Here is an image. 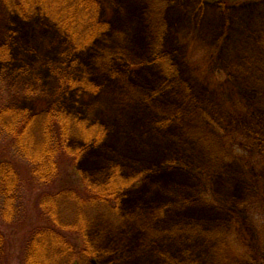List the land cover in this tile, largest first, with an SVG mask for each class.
<instances>
[{"label": "rangeland", "instance_id": "obj_1", "mask_svg": "<svg viewBox=\"0 0 264 264\" xmlns=\"http://www.w3.org/2000/svg\"><path fill=\"white\" fill-rule=\"evenodd\" d=\"M100 2L96 15L111 28L96 47L123 52L111 67L119 73L72 54L47 21L23 20L0 2V47L12 54L0 63V107L52 103L68 72L88 70L101 85L99 95L69 91L58 102L109 131L75 168L94 182L117 165L144 179L123 217L93 224L89 234L106 252L100 264H264V0ZM0 161L18 176L14 212H3L0 191V243L6 264H22L43 225L36 199L45 188L7 134ZM62 176L81 183L77 171Z\"/></svg>", "mask_w": 264, "mask_h": 264}, {"label": "trees", "instance_id": "obj_2", "mask_svg": "<svg viewBox=\"0 0 264 264\" xmlns=\"http://www.w3.org/2000/svg\"><path fill=\"white\" fill-rule=\"evenodd\" d=\"M0 2L10 13L23 20L40 18L47 21L65 39L72 54L87 53L91 56L90 60L94 59L92 63L104 65L101 68L111 73H119L111 67L123 61V52L112 48L106 52L101 48L98 51L96 47L100 40L110 39L107 30L111 28L109 23H102L96 15L102 7L100 0ZM221 49L219 47L214 54L218 56ZM161 50L159 48L156 56L147 63L156 62L160 52H163ZM169 58L172 59V56ZM9 60H12L11 49L3 44L0 47V63ZM127 67L133 70L141 66L128 63ZM69 73L60 76L58 98L56 95L52 103H47L51 97L44 96L45 102L42 101L41 107L34 112L15 105L0 107V138L3 134L11 137L17 151L34 166L33 174L45 188L36 199L38 216L43 225L31 231L26 250L20 257L22 264H100L99 259L106 252L89 234L93 224L99 218L115 223L123 217L122 206L126 196L144 179V174L126 175L117 165L102 181L94 182L75 168L88 147L105 143L109 131L101 122L92 123L59 106L62 95L69 91L91 95H99L102 91L101 85L92 80L88 70L75 73L77 77ZM26 92L34 94L30 90ZM189 103L186 101L184 105ZM204 117L208 123L212 121L207 114ZM77 141H81L83 146H76ZM66 170L77 171L81 183L65 180L62 174ZM17 186L18 176L14 166L0 161V191L5 198V214L15 211L12 199L16 196ZM0 240H3L2 235ZM4 252V245L0 243V264H6Z\"/></svg>", "mask_w": 264, "mask_h": 264}]
</instances>
